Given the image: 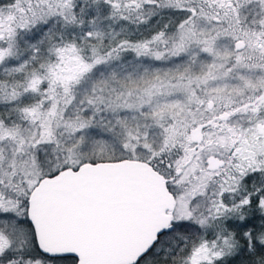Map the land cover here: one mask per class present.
<instances>
[{"label":"rangeland","instance_id":"obj_1","mask_svg":"<svg viewBox=\"0 0 264 264\" xmlns=\"http://www.w3.org/2000/svg\"><path fill=\"white\" fill-rule=\"evenodd\" d=\"M81 1L50 0L37 15H16L24 5L0 7V166L6 168L0 171V229L30 233L29 225L17 223L25 219L22 196L43 176L93 159L149 162L177 146L166 177L175 199L172 223L189 220L216 235L182 256L198 264L212 262L222 251L231 255L233 228L244 231L234 219L243 216L219 217L237 207L234 197L242 195L235 188L238 180L264 165V0H195L198 17L177 29L175 42L160 38L149 46L141 38L135 58L126 62L118 53L86 57L69 42L55 48L47 65L45 54L28 67L23 55L29 45L26 39L19 45V31L36 32L41 23L31 26L49 18L56 35L69 38L85 25L84 13L90 10L91 4L74 15ZM110 3L133 4L141 17L143 4L156 0ZM95 25L111 37V27L102 20ZM237 40L243 42L239 48ZM50 44L51 38L46 52ZM80 46L95 50L87 41ZM9 59L20 63L4 67ZM30 93L37 101L28 103ZM211 180L232 199L209 196ZM240 198V205L247 202ZM260 204L264 211V198ZM2 234L0 239L6 238ZM147 260L180 261L153 254Z\"/></svg>","mask_w":264,"mask_h":264},{"label":"water","instance_id":"obj_2","mask_svg":"<svg viewBox=\"0 0 264 264\" xmlns=\"http://www.w3.org/2000/svg\"><path fill=\"white\" fill-rule=\"evenodd\" d=\"M174 205L160 171L146 160L123 158L41 178L29 197L28 217L45 248L74 253L77 264H123L171 229Z\"/></svg>","mask_w":264,"mask_h":264},{"label":"trees","instance_id":"obj_3","mask_svg":"<svg viewBox=\"0 0 264 264\" xmlns=\"http://www.w3.org/2000/svg\"><path fill=\"white\" fill-rule=\"evenodd\" d=\"M126 1L128 3L131 0H123L124 3H126ZM48 2H50V0H0V7L9 5L15 8L17 5H24L20 11L16 12V15L23 13H25V15H37L42 9L41 7H45ZM143 5L145 8H143L141 12L142 16L138 17V14L132 9L133 4H129L128 6H120V4H118V7H115L111 5L110 0H82L73 7V14L78 15L83 11L82 9L85 6H89L90 10L84 13L85 25L74 35L69 36V38L64 35H56L57 27L53 25V19L45 18V20H40L37 23L35 22L34 25L31 26L32 30L41 23L39 30L37 29L36 32H31V30H29V32H22V30H20L21 33L20 31L18 33L17 41L20 43L19 45L22 47V40L25 41V39L29 45L26 47L25 55H23L27 57V66L30 67L34 65L35 58L37 59L45 54H47L46 56L48 57V61L45 64L47 65L52 60L55 48L69 42L74 43L79 51L86 57L102 56L105 54L115 55L118 53L122 55L123 62L133 60L135 58V52L139 47V42L144 41V43L149 46L157 45L160 38H164L168 43V39L172 38L171 42H175L177 29H180L182 26H188L190 21L198 17L195 0H191L188 3L182 0H156L155 5ZM97 10L98 12H96ZM193 11H195V14ZM52 16L56 17L58 20L63 18L61 14L59 16L52 14ZM98 16H101V20L106 27H111V37L108 36L103 28H99V26L95 25L97 21H101L97 18ZM115 18H118V20L110 23V21H113ZM223 24H226V20ZM86 31H91L94 37L88 38L86 36ZM141 32L143 34H141ZM169 35L172 36L168 37ZM39 38L42 40V44H39ZM50 38L51 48L46 52V42L47 39ZM141 38H144V40L140 41ZM82 41H87L95 45V50L91 52L85 47H81L80 44ZM23 56H21V58ZM19 63L20 60L16 61V59H9L4 67L9 65L11 69H13L16 68L15 66H18ZM30 94L32 100L29 99L28 103L37 101L36 99L38 97L32 93ZM13 121L17 122L18 120L16 119ZM177 150V146L164 149L158 154L159 156L157 158L149 162L166 178L172 170V164L174 163L173 157L178 154ZM105 160L106 159H93L90 160V162ZM2 169H6L5 165L0 166V171H2ZM263 170L264 165L261 166L259 170L247 173L238 180L235 188H239L242 194L241 196H244L247 202L240 205L241 196L236 195L234 199H236L237 207L234 206V209L228 211L226 215L219 217V219H222L227 216H232L234 212L243 216V219H234L237 221L235 225L238 227V230L242 228L244 231L240 230V232L235 233L233 228V239H236L233 253L229 256H224L222 251V254L212 262H201L198 264H264V211L260 204V201L264 198ZM55 174H57V172H52L49 176H54ZM208 191L209 196L217 198L220 201L232 199L227 198L226 194L220 191V187L215 180H211ZM234 220L230 222H234ZM208 230L213 233L211 229ZM214 237L216 238V235H211L209 231H204L202 227L195 224V222L189 220L174 221L171 229L164 232L157 243H155L153 249L155 259L178 261L183 257L182 255L185 252L189 254L193 247ZM185 256L178 264H183V262L188 264L184 259Z\"/></svg>","mask_w":264,"mask_h":264},{"label":"flooded vegetation","instance_id":"obj_4","mask_svg":"<svg viewBox=\"0 0 264 264\" xmlns=\"http://www.w3.org/2000/svg\"><path fill=\"white\" fill-rule=\"evenodd\" d=\"M0 92H2L1 88ZM4 97L5 100H7V97ZM166 185L170 190L167 180ZM32 190H30L29 193L26 192L25 195L22 196L25 207V219L17 222L19 224L29 225L31 229L30 233H26L27 235L23 236L21 234H16L15 231L12 230L0 229V232L4 233L1 235V237H6L4 239H0V264H77L79 257L76 254L51 251L45 248L40 242L34 228V224L28 217V202ZM164 232L166 231H162L161 233L157 234L156 238L145 251L123 264L151 263V261L147 259L152 254L154 255L153 249L155 243H157L158 239Z\"/></svg>","mask_w":264,"mask_h":264}]
</instances>
